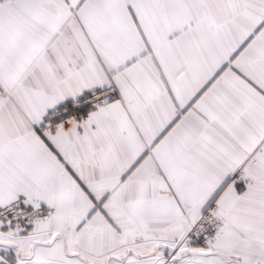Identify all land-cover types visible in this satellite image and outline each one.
I'll use <instances>...</instances> for the list:
<instances>
[{
	"label": "snow or ice",
	"instance_id": "1",
	"mask_svg": "<svg viewBox=\"0 0 264 264\" xmlns=\"http://www.w3.org/2000/svg\"><path fill=\"white\" fill-rule=\"evenodd\" d=\"M0 264H264V0H0Z\"/></svg>",
	"mask_w": 264,
	"mask_h": 264
}]
</instances>
